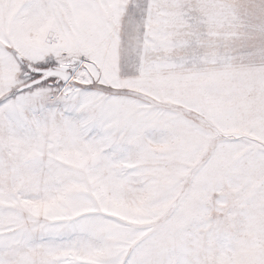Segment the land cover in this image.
I'll use <instances>...</instances> for the list:
<instances>
[{
	"label": "snow or ice",
	"instance_id": "6c2138e0",
	"mask_svg": "<svg viewBox=\"0 0 264 264\" xmlns=\"http://www.w3.org/2000/svg\"><path fill=\"white\" fill-rule=\"evenodd\" d=\"M0 264H264V0H0Z\"/></svg>",
	"mask_w": 264,
	"mask_h": 264
}]
</instances>
